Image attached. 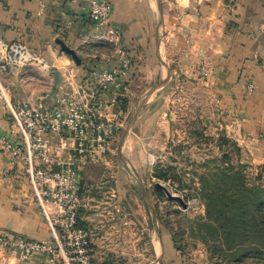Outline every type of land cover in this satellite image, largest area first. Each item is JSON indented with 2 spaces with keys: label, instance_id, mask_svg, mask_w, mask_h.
<instances>
[{
  "label": "rangeland",
  "instance_id": "rangeland-1",
  "mask_svg": "<svg viewBox=\"0 0 264 264\" xmlns=\"http://www.w3.org/2000/svg\"><path fill=\"white\" fill-rule=\"evenodd\" d=\"M158 2L162 14L154 10L152 15L154 42L140 53L129 49L136 73L123 78V87L108 91L106 115L114 137L100 161L80 170L76 227L89 233L94 264H264V250L255 251L264 249L261 242L251 244L241 231L235 241H227L222 231L207 225L205 194H216L233 216L236 207L223 194L241 188L250 197L254 186H264V156L246 153L222 118L220 23L199 14V0H190L187 8L178 0ZM106 51L116 53L113 45ZM26 68L34 75L39 70ZM223 136L242 151L223 144ZM168 170L181 181L156 176ZM14 174L24 197L44 216L26 176ZM250 200L252 220L260 215Z\"/></svg>",
  "mask_w": 264,
  "mask_h": 264
},
{
  "label": "crops",
  "instance_id": "crops-1",
  "mask_svg": "<svg viewBox=\"0 0 264 264\" xmlns=\"http://www.w3.org/2000/svg\"><path fill=\"white\" fill-rule=\"evenodd\" d=\"M109 1L113 6L112 21L120 30L122 45L128 50L132 49L131 52L135 49L139 53L141 47L151 46L154 42L152 15L157 10L161 16L160 2ZM178 1L187 8L190 0ZM87 5V0H0V37L28 44L50 63L47 69L34 64L39 69L35 75L24 68L3 76V81L16 102L44 100L52 105L60 95L74 92L71 75H75L77 84H81L83 75L94 79L96 72L109 69L118 63L116 54H108L106 51L108 45L113 44L98 34L94 22L88 17ZM196 10L203 18L215 19L220 23L217 42L221 53L218 54L217 67L219 89L222 91V118L231 123L229 125L234 128L233 136L242 141L246 153L259 154L262 157L264 0H199ZM58 38L76 50L81 64H77L66 54L57 43ZM207 44L210 45L209 42ZM87 48L99 50L98 53L86 54ZM145 69L146 66H143L141 71ZM133 71L132 74L130 70V76L136 73V70ZM39 73L41 78L38 77ZM50 79L52 84H49ZM27 80L30 82L27 83ZM251 83L254 85L252 89L249 87ZM53 92L57 93L51 94ZM10 123L11 117L0 100V132L8 131ZM8 156L0 145V230L35 240L52 239L49 223L39 213L36 204L28 202L24 197ZM160 234L159 231L158 235ZM165 249V246L162 250L160 248L164 255L168 253ZM168 257L173 258L169 254ZM49 258L48 253L37 252L30 255L26 262L44 264Z\"/></svg>",
  "mask_w": 264,
  "mask_h": 264
},
{
  "label": "built area",
  "instance_id": "built-area-1",
  "mask_svg": "<svg viewBox=\"0 0 264 264\" xmlns=\"http://www.w3.org/2000/svg\"><path fill=\"white\" fill-rule=\"evenodd\" d=\"M87 2L89 19L101 38L113 44L118 59L115 66L96 72L90 90L77 84L75 75H71L74 92L60 95L52 105L44 100L16 102L3 76L34 64L47 69L50 63L28 44L0 37V100L11 117L8 131L0 132V145L9 155L12 170L26 176L52 233L50 240H35L0 230L1 264H28L26 259L37 252L49 254L44 264H94L89 233L76 227L77 181L82 166L100 161L114 137V124L106 115L107 94L113 86H124L123 78L130 75L132 60L112 21L111 2Z\"/></svg>",
  "mask_w": 264,
  "mask_h": 264
},
{
  "label": "trees",
  "instance_id": "trees-1",
  "mask_svg": "<svg viewBox=\"0 0 264 264\" xmlns=\"http://www.w3.org/2000/svg\"><path fill=\"white\" fill-rule=\"evenodd\" d=\"M132 50V49H131ZM131 60H132V74L134 73L133 70H135V63L133 60L132 54H130ZM90 79L89 81H87ZM91 79L89 77H86L83 75L80 79V83L87 88L88 90L91 89L92 83ZM223 144H233L235 148L238 151H242L239 144L234 141L233 139L223 136ZM223 144H220V147L223 146ZM264 167L262 168V170ZM156 176L161 179H176L177 181H181L177 176L175 172L168 171H157ZM235 189V187H234ZM236 190V189H235ZM207 196V218L209 223L207 224L212 229L216 230L217 232L222 231L225 240H233L235 241L237 239V235L240 232V234H243L245 236H250L251 244L257 245L259 242H261L264 245V212L262 213L264 209V186L257 185L252 188V192L250 197L245 195V192L241 190V188L237 189L236 192H232V194H223V198H227L229 202H233L234 206L236 207V212L233 214V216H229L226 214L225 209L223 206H221V203H219L216 194L210 193L205 194ZM251 199V205H255V208L257 209V215L260 216H254L252 217V220L248 218L247 211H250V208L248 206L247 199ZM239 204L241 205L239 207ZM252 208V206H251ZM3 231V230H2ZM249 240V239H248ZM241 241V239H240ZM239 245V244H238ZM259 247V246H255ZM264 247V246H263ZM261 250H258L257 248L255 251H263L264 249L260 248Z\"/></svg>",
  "mask_w": 264,
  "mask_h": 264
},
{
  "label": "water",
  "instance_id": "water-1",
  "mask_svg": "<svg viewBox=\"0 0 264 264\" xmlns=\"http://www.w3.org/2000/svg\"><path fill=\"white\" fill-rule=\"evenodd\" d=\"M57 43L60 44L61 48L68 54H70L72 56V58L74 59V61L77 63V64H81V58L80 56L77 54L76 50L71 48L70 46H68L62 39L58 38L57 40ZM57 79L58 78V75H57ZM161 186V185H160ZM172 196V195H171ZM157 232L159 234V231L157 229Z\"/></svg>",
  "mask_w": 264,
  "mask_h": 264
}]
</instances>
